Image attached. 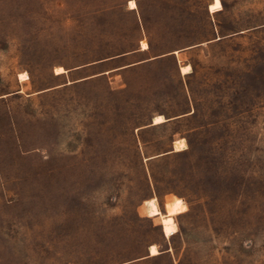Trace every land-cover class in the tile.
Instances as JSON below:
<instances>
[{"label":"rangeland","instance_id":"1","mask_svg":"<svg viewBox=\"0 0 264 264\" xmlns=\"http://www.w3.org/2000/svg\"><path fill=\"white\" fill-rule=\"evenodd\" d=\"M136 1L0 0V264H264V0Z\"/></svg>","mask_w":264,"mask_h":264},{"label":"bare ground","instance_id":"2","mask_svg":"<svg viewBox=\"0 0 264 264\" xmlns=\"http://www.w3.org/2000/svg\"><path fill=\"white\" fill-rule=\"evenodd\" d=\"M130 5L132 8H137V1L136 0H130ZM212 11L218 10L222 8V3L221 0H216L214 4H212L210 6ZM143 48L147 49L149 47V43L146 40H143ZM181 70L183 74L189 73L191 70V66L190 65H183L181 66ZM66 71V69H64L63 67L57 68V73L60 72H64ZM29 75L28 73L24 72L21 74L22 79L27 78L28 79ZM166 118L164 117V115H158L154 118V124L156 123H161L163 121H165ZM186 143L184 140L182 141H175V148L176 149H181L182 147H185ZM186 204L183 200L181 199H177L175 204H169V213L167 215H162V225L164 227L165 233L167 235H171L174 234L177 230H178V225L175 222V212L177 211H181L183 209H185ZM151 253L152 254H157L159 253L157 246L156 245H152L151 247Z\"/></svg>","mask_w":264,"mask_h":264},{"label":"water","instance_id":"3","mask_svg":"<svg viewBox=\"0 0 264 264\" xmlns=\"http://www.w3.org/2000/svg\"><path fill=\"white\" fill-rule=\"evenodd\" d=\"M149 60V59H148ZM148 60H146V61H148ZM152 158V157H151Z\"/></svg>","mask_w":264,"mask_h":264},{"label":"crops","instance_id":"4","mask_svg":"<svg viewBox=\"0 0 264 264\" xmlns=\"http://www.w3.org/2000/svg\"><path fill=\"white\" fill-rule=\"evenodd\" d=\"M149 48V47H148ZM149 60H151V59H149Z\"/></svg>","mask_w":264,"mask_h":264}]
</instances>
